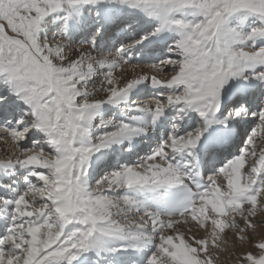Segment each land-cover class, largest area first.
Wrapping results in <instances>:
<instances>
[{"label":"snow or ice","instance_id":"snow-or-ice-1","mask_svg":"<svg viewBox=\"0 0 264 264\" xmlns=\"http://www.w3.org/2000/svg\"><path fill=\"white\" fill-rule=\"evenodd\" d=\"M261 230L264 0H0V264H264Z\"/></svg>","mask_w":264,"mask_h":264},{"label":"rangeland","instance_id":"rangeland-1","mask_svg":"<svg viewBox=\"0 0 264 264\" xmlns=\"http://www.w3.org/2000/svg\"><path fill=\"white\" fill-rule=\"evenodd\" d=\"M261 231H264V230H261ZM258 239H259V237H258Z\"/></svg>","mask_w":264,"mask_h":264}]
</instances>
